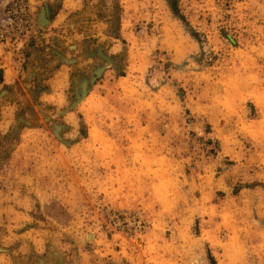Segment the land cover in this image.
Masks as SVG:
<instances>
[{"label": "rangeland", "instance_id": "374dc122", "mask_svg": "<svg viewBox=\"0 0 264 264\" xmlns=\"http://www.w3.org/2000/svg\"><path fill=\"white\" fill-rule=\"evenodd\" d=\"M0 264H264V0H0Z\"/></svg>", "mask_w": 264, "mask_h": 264}]
</instances>
